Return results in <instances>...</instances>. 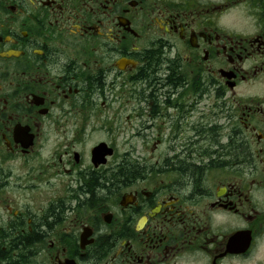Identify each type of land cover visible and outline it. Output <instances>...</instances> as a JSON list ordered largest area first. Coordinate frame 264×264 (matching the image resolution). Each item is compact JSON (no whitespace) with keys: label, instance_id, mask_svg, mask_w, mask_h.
<instances>
[{"label":"flooded vegetation","instance_id":"1","mask_svg":"<svg viewBox=\"0 0 264 264\" xmlns=\"http://www.w3.org/2000/svg\"><path fill=\"white\" fill-rule=\"evenodd\" d=\"M0 264H264V0H0Z\"/></svg>","mask_w":264,"mask_h":264}]
</instances>
